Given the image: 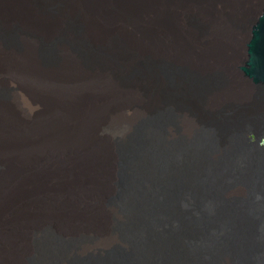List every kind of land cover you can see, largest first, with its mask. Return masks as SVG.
Segmentation results:
<instances>
[{"label":"bare ground","instance_id":"bare-ground-1","mask_svg":"<svg viewBox=\"0 0 264 264\" xmlns=\"http://www.w3.org/2000/svg\"><path fill=\"white\" fill-rule=\"evenodd\" d=\"M44 3L59 10L42 11ZM187 3L0 0V30L20 28L15 46L0 38V84L13 87L0 99V264H264V92L252 107L228 104L202 122L187 123L178 109L199 82L239 61L252 17L234 31L210 10L201 36L177 25ZM71 20L76 34L66 29ZM263 26L264 13L247 54ZM60 34L66 40L44 62L41 43ZM115 39L135 55L121 60L123 73L147 56L176 72L166 78L149 67L121 80L109 63ZM77 40L105 57L96 52L85 63ZM240 71L247 80V62ZM122 111L131 117L116 125ZM136 121L142 129L133 133ZM120 141L129 158L122 191ZM43 227L61 240L90 233L102 241L74 256L73 245L47 237V250L34 255Z\"/></svg>","mask_w":264,"mask_h":264},{"label":"rangeland","instance_id":"rangeland-1","mask_svg":"<svg viewBox=\"0 0 264 264\" xmlns=\"http://www.w3.org/2000/svg\"><path fill=\"white\" fill-rule=\"evenodd\" d=\"M187 1L188 3L185 7L184 14L180 15V19L177 21V25L180 28H188V30L195 32L197 35H201V36L207 35L208 32L210 31L211 29L210 21H209V17L206 15L210 10L215 12L217 15H220L223 19H225L229 27H231L234 31L240 30L241 27L245 23H247L248 20H250L251 17H252V21H251L252 25L250 26V30L247 31V33L243 37V41L240 42L239 61L234 65V67L228 69L224 68L220 71H215V73L210 77V80L204 83L199 82L198 81L199 79L193 75L186 74L188 76H184L187 77V79L189 78L190 79L189 82L191 83H195V81L197 80L200 86L198 87V89H196L197 91H195V94H192V92H190L191 97L189 99L180 101L178 109H181L182 112L188 114L190 119L187 123H191V122L194 123L195 121L202 122L205 118V112L215 111L228 104L238 105L246 108L252 107L258 100V96L260 92L256 90L255 91L248 90L244 87L246 83L248 84V81L243 77L240 68L244 66L245 63L247 62V45L251 39L253 28L256 26L258 19L264 13V0H203L201 2V5L195 4L196 0H187ZM44 4L45 7H43L42 11L56 13V11L59 10L57 5L51 3H44ZM251 14L253 15L251 16ZM78 27L79 25L75 20L68 21L66 25V29L71 32L74 31L73 32L74 34L79 32L80 28ZM19 33H20V28L18 27V25L12 23L4 31L0 30V38L3 40V42L6 45L15 46L17 43H19L17 39V37L20 36ZM61 40H66V38L64 37V35L60 34L56 36L49 43H44V42L41 43L39 47V53L43 58L44 62L46 63L53 62L55 58L52 52L53 44ZM113 43H114V47L116 46L115 48L117 53H114L112 50V55L110 56L111 59L109 63L115 69L118 68L117 69L118 73L116 74H118V77L121 80L123 79V81L130 80L131 78L133 79L136 77H142L141 75L142 70H146V68L148 69L149 67H153L152 69L154 70L155 73L158 72V74H162L165 77L173 76V73L176 72L173 69H170L164 63H153V60L149 56H147L144 57L145 59L143 58V60L142 58L138 59V61L135 59L136 61L134 60L133 62H131L132 64L134 62L135 63L129 67L130 69L128 70V72L123 73L121 71L123 67V63L121 60L124 57L125 59L128 57L127 59L132 61L135 55L133 53L128 54L127 52H125V49H123V47L120 46L119 41H117L116 39L113 41ZM72 46L74 47L75 51H77V53L80 55V57L84 60V62L87 64L91 62L90 58L94 56V53L96 54V52L98 53L103 51L101 49H95V48H92L87 51L86 50L87 44H83L82 40L75 41L74 44H72ZM118 49L119 50L122 49L125 52V55L121 57L115 55L118 54L119 52ZM105 52L106 51L102 52L104 57L106 55ZM227 80L229 86L225 87L223 85ZM12 89L13 87H11L10 84L1 83L0 99H7L11 95ZM211 90H216L215 93L216 96L212 98L210 103H207L206 97L209 95ZM149 91H150L149 88L144 89L145 94H147ZM141 105L142 104L138 102L136 105H134V108L137 109ZM129 117H131V115L128 112L122 111L121 113H118L115 118L112 119L113 120L112 122L115 123L116 125H122L124 124L125 121L129 119ZM154 117L155 116L151 117L147 124H149V122ZM191 119L192 121H190ZM138 121H136V123L134 124L133 133L136 130L139 131L140 129H142L141 123L143 121H140L139 123ZM118 145H119L118 150L121 156L119 190L122 191L127 181L128 169L126 167L127 165L126 161L129 160V158H128L127 145H125L121 141L119 142ZM111 202L116 204V197ZM111 227H112V232L115 234L117 233L120 236L118 223L113 222ZM51 232L52 231L50 227H43L41 229V233L36 237L33 243L34 255L35 252H43L47 250L46 247H44L47 245V243L45 242L47 237L51 238V242H50L51 244L53 243L54 240H61L58 239V237H56L55 235L54 236L51 235ZM101 239L102 236L86 233L72 240H61V241L74 246L71 251L72 254L74 255V251L79 245L89 244L93 242L100 243L102 241Z\"/></svg>","mask_w":264,"mask_h":264},{"label":"water","instance_id":"water-1","mask_svg":"<svg viewBox=\"0 0 264 264\" xmlns=\"http://www.w3.org/2000/svg\"><path fill=\"white\" fill-rule=\"evenodd\" d=\"M249 75H244L250 86L259 92H264V26L257 27L254 42L247 54Z\"/></svg>","mask_w":264,"mask_h":264}]
</instances>
